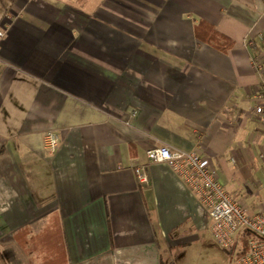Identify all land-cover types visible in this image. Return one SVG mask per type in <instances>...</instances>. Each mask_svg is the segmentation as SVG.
Here are the masks:
<instances>
[{
    "label": "crops",
    "instance_id": "crops-1",
    "mask_svg": "<svg viewBox=\"0 0 264 264\" xmlns=\"http://www.w3.org/2000/svg\"><path fill=\"white\" fill-rule=\"evenodd\" d=\"M0 28V264H180L209 218L152 148L199 151L242 201L264 164V0H0Z\"/></svg>",
    "mask_w": 264,
    "mask_h": 264
},
{
    "label": "built area",
    "instance_id": "built-area-1",
    "mask_svg": "<svg viewBox=\"0 0 264 264\" xmlns=\"http://www.w3.org/2000/svg\"><path fill=\"white\" fill-rule=\"evenodd\" d=\"M5 31L0 28V42ZM260 67L257 66V70ZM264 82L256 98L262 100L254 109L255 115L264 122ZM59 144L58 135L48 131L43 137L44 150L52 154ZM149 162L166 164L197 197L207 210L208 229L216 243L224 249L236 243L242 246L239 237L246 232V252L236 257L235 264H264V209L249 214L244 201L231 199L227 189L219 182L218 174L199 151H171L168 147L152 148L146 151ZM139 183H146L144 168L135 170Z\"/></svg>",
    "mask_w": 264,
    "mask_h": 264
},
{
    "label": "rangeland",
    "instance_id": "rangeland-1",
    "mask_svg": "<svg viewBox=\"0 0 264 264\" xmlns=\"http://www.w3.org/2000/svg\"><path fill=\"white\" fill-rule=\"evenodd\" d=\"M251 169L242 201L245 202L248 213L255 214L259 213L264 204V164H259L256 170ZM231 199L234 200L232 197ZM242 251L243 248L238 243L228 249L221 248L210 232L206 231L197 244L180 255L178 261L180 264H235L236 257Z\"/></svg>",
    "mask_w": 264,
    "mask_h": 264
},
{
    "label": "trees",
    "instance_id": "trees-1",
    "mask_svg": "<svg viewBox=\"0 0 264 264\" xmlns=\"http://www.w3.org/2000/svg\"><path fill=\"white\" fill-rule=\"evenodd\" d=\"M194 37L197 41L204 43L213 49L220 51L221 53H227L233 46V42L226 36L218 33L215 28L205 22H198L194 25ZM59 229V225L56 222H49L44 226L43 235H39L38 237L32 238L31 243L35 246L39 240L41 245L46 248L47 255L52 252L49 251V245L52 242H58L59 237L57 236V232L55 230ZM248 238V234L246 232L242 233L239 237V240L243 243L242 248L243 251L241 253L246 252V240ZM58 249V247H56ZM58 251L61 253V249ZM58 257H60L58 255ZM59 258L53 256V263H58Z\"/></svg>",
    "mask_w": 264,
    "mask_h": 264
}]
</instances>
